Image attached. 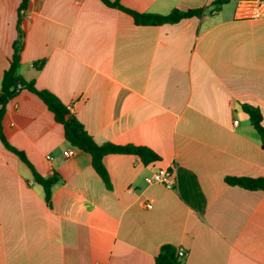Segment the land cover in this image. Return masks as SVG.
<instances>
[{
    "label": "crops",
    "instance_id": "0c3cea01",
    "mask_svg": "<svg viewBox=\"0 0 264 264\" xmlns=\"http://www.w3.org/2000/svg\"><path fill=\"white\" fill-rule=\"evenodd\" d=\"M22 1L0 0V89ZM214 1L120 0L159 15L207 8L161 26L137 25L101 0L29 1L20 74L57 96L98 144L146 146L161 160L105 156L108 189L90 154L64 156V126L21 91L4 134L60 181L49 204L0 139V264H156L165 244L186 252L184 264H264V191L226 182L264 178L261 139L241 108L264 118V17L239 19L237 4L214 11ZM159 168H175L174 189L146 182Z\"/></svg>",
    "mask_w": 264,
    "mask_h": 264
},
{
    "label": "trees",
    "instance_id": "16d2710c",
    "mask_svg": "<svg viewBox=\"0 0 264 264\" xmlns=\"http://www.w3.org/2000/svg\"><path fill=\"white\" fill-rule=\"evenodd\" d=\"M30 0H23L20 6V16L18 20V39L14 43V53L10 60V66L5 70L0 89V139L6 149L15 153L32 171L34 180L44 189L45 199L50 204L53 187L60 181L59 175L44 177L35 169L28 160L24 152L12 146L3 131V119L6 114V107L18 93L28 90L37 95L54 114L58 123L64 126L65 139L69 145L79 150L87 152L92 157V166L96 173L103 180L108 189L112 187L110 175L104 165V157L109 154H130L138 156L144 164L160 161L161 157L152 149L135 144L117 145L113 143L98 144L88 133L84 125L71 114L70 110L60 99L48 90H40L36 87L35 81L27 80L20 74L21 52L24 46V32L22 30V11H26ZM109 7L119 9L133 17L137 25L161 26L164 24H177L185 19L201 18L207 8H196L188 10L174 9L166 15L141 13L123 6L120 0H101ZM232 0H215L211 4V9L219 11L222 6ZM45 61L36 63V67L41 69ZM242 110L248 114L253 128L260 136L264 149V125L263 114L259 107L251 104H241ZM226 182L233 186H239L250 191H264V178L252 177H227ZM186 252L179 253V249L173 245L165 244L161 247L155 260L156 264H184Z\"/></svg>",
    "mask_w": 264,
    "mask_h": 264
},
{
    "label": "built area",
    "instance_id": "2783aa9c",
    "mask_svg": "<svg viewBox=\"0 0 264 264\" xmlns=\"http://www.w3.org/2000/svg\"><path fill=\"white\" fill-rule=\"evenodd\" d=\"M26 11H22L24 15ZM236 17L239 19L262 18L264 17V0H238ZM78 149L70 147L64 152V156H73ZM148 184H161L168 189H174L177 183L175 168H159L146 178ZM147 208H152L151 203L146 204ZM179 253H184L179 249Z\"/></svg>",
    "mask_w": 264,
    "mask_h": 264
},
{
    "label": "rangeland",
    "instance_id": "374dc122",
    "mask_svg": "<svg viewBox=\"0 0 264 264\" xmlns=\"http://www.w3.org/2000/svg\"><path fill=\"white\" fill-rule=\"evenodd\" d=\"M236 4H237L236 0H232L230 7L234 8V7H236Z\"/></svg>",
    "mask_w": 264,
    "mask_h": 264
}]
</instances>
